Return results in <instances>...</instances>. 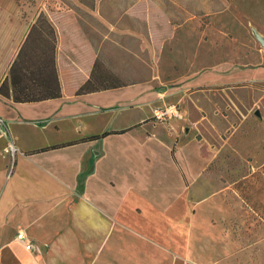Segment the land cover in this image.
I'll return each instance as SVG.
<instances>
[{
    "label": "rangeland",
    "instance_id": "obj_1",
    "mask_svg": "<svg viewBox=\"0 0 264 264\" xmlns=\"http://www.w3.org/2000/svg\"><path fill=\"white\" fill-rule=\"evenodd\" d=\"M13 1L30 26L37 0ZM43 3L44 19L68 21L55 27L60 40L67 29L87 40L80 62L96 59L93 84L137 86L93 98L104 110L64 122L61 131L73 136L77 125L110 129L150 121L147 133L157 136L104 142L98 180L105 195L119 200L135 180L147 184L155 203L180 196L187 228L199 231L197 261L264 264V46L257 38H264V0ZM62 76L69 93L77 78ZM172 107L173 114L156 118ZM54 133L45 138L52 141ZM166 151L178 171L168 168ZM170 239L178 248L185 238Z\"/></svg>",
    "mask_w": 264,
    "mask_h": 264
},
{
    "label": "crops",
    "instance_id": "obj_2",
    "mask_svg": "<svg viewBox=\"0 0 264 264\" xmlns=\"http://www.w3.org/2000/svg\"><path fill=\"white\" fill-rule=\"evenodd\" d=\"M43 9V0H37V16ZM49 18L57 29V24L68 25L66 18ZM30 22L13 0H0V80L7 74ZM67 35L65 40L57 35L60 98L15 103L0 96V116L7 123L10 139L21 152L9 172L8 158L2 153L4 141H0V264H250L197 261L194 252L200 246L199 231L187 228L186 202L180 196L167 199L164 204L155 203L147 194V184L144 187L135 180L126 186L119 200L105 195V184L98 180L106 156L104 142L111 138L135 139L138 135L149 142L157 136L147 133L150 121L110 129L77 125L71 129L73 136L64 127L61 131L62 123L93 117L101 110L93 98L137 88L130 85L75 96V89L90 74L94 57L90 63L80 62L84 54L80 46L87 45V40L72 29H67ZM62 74L77 78L69 93H65ZM123 102L132 100L124 98ZM137 124L141 125L140 131L138 126L100 140L37 152ZM143 129L146 132L142 134ZM47 132H55L56 138L47 140ZM158 143L166 145L160 139ZM166 155L168 168L172 166L178 171L171 153L166 151ZM109 187L115 189L116 183L109 180ZM170 221L183 222L181 226L174 225L178 232L174 226L170 228ZM18 233L25 239L18 240ZM175 237L185 238L178 248L170 239Z\"/></svg>",
    "mask_w": 264,
    "mask_h": 264
},
{
    "label": "trees",
    "instance_id": "obj_3",
    "mask_svg": "<svg viewBox=\"0 0 264 264\" xmlns=\"http://www.w3.org/2000/svg\"><path fill=\"white\" fill-rule=\"evenodd\" d=\"M56 47L55 26L50 20L44 19L40 12L37 19L29 26L14 59L8 66L7 74L0 80V96L15 103L41 102L60 98L61 84L56 67ZM97 64L94 58L90 74L75 89V96L125 87L116 84L109 86L93 84L94 68ZM99 76L102 79L103 75L99 74ZM139 125L121 131H105L79 141L45 147L37 152L65 147L78 142L100 140L109 135L123 134Z\"/></svg>",
    "mask_w": 264,
    "mask_h": 264
},
{
    "label": "built area",
    "instance_id": "obj_4",
    "mask_svg": "<svg viewBox=\"0 0 264 264\" xmlns=\"http://www.w3.org/2000/svg\"><path fill=\"white\" fill-rule=\"evenodd\" d=\"M172 109H174V108L173 107L169 108L168 110H165L164 112H157L155 114V116L157 119H161L164 116H169V115L173 114L174 110H172ZM1 140L4 141L2 153L8 158V161H9L8 170H9V172H11L13 170L15 160H16L17 156L21 154V152H19L18 148L15 146V144L10 139V134H9V131L7 128V123L0 116V141ZM16 238L18 240L25 239V237L23 236L22 233H18Z\"/></svg>",
    "mask_w": 264,
    "mask_h": 264
},
{
    "label": "water",
    "instance_id": "obj_5",
    "mask_svg": "<svg viewBox=\"0 0 264 264\" xmlns=\"http://www.w3.org/2000/svg\"><path fill=\"white\" fill-rule=\"evenodd\" d=\"M257 38H258L260 44H261L262 46H264V38H261V37H259V36H258Z\"/></svg>",
    "mask_w": 264,
    "mask_h": 264
}]
</instances>
